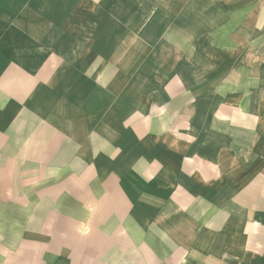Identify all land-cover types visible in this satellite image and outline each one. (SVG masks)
Instances as JSON below:
<instances>
[{"label":"crops","instance_id":"0c3cea01","mask_svg":"<svg viewBox=\"0 0 264 264\" xmlns=\"http://www.w3.org/2000/svg\"><path fill=\"white\" fill-rule=\"evenodd\" d=\"M0 264H264V0H0Z\"/></svg>","mask_w":264,"mask_h":264}]
</instances>
